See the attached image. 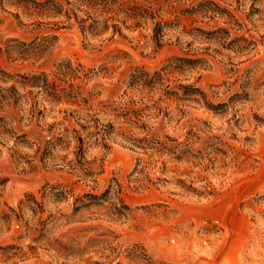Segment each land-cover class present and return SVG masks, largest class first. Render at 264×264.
Instances as JSON below:
<instances>
[{
	"label": "rangeland",
	"instance_id": "obj_1",
	"mask_svg": "<svg viewBox=\"0 0 264 264\" xmlns=\"http://www.w3.org/2000/svg\"><path fill=\"white\" fill-rule=\"evenodd\" d=\"M154 1L164 21L158 43L150 20L84 35L72 17L0 0V264H264V0H213L232 16L211 18L183 12L197 0ZM35 43L42 46L33 54ZM177 55L198 60L172 69L166 82L193 83L212 103L225 102L160 101L148 131L186 137L181 158L149 156L111 136L108 147L86 145L98 167L83 179L63 164L72 139L66 148L45 145L62 109L135 97L130 72ZM40 72L72 83L78 98L51 103L17 80ZM84 192L99 196L79 205L74 197Z\"/></svg>",
	"mask_w": 264,
	"mask_h": 264
},
{
	"label": "trees",
	"instance_id": "obj_2",
	"mask_svg": "<svg viewBox=\"0 0 264 264\" xmlns=\"http://www.w3.org/2000/svg\"><path fill=\"white\" fill-rule=\"evenodd\" d=\"M28 7L44 15H60L67 20L72 17L82 34L99 35L108 31L111 35L121 33V27L135 28L146 25L147 21L152 22L151 35L158 43L160 34L161 19L155 18L152 9L154 0H24ZM183 12L187 14H198L211 18L214 15L229 13L228 9L219 5L213 0H197L188 7H184ZM199 33L213 34L217 32L228 33V29L222 26H215L205 29L201 26H193ZM42 43H35L32 52L36 54L40 50ZM198 60L181 55L173 56L165 64L157 69L148 70L142 66L135 67L129 74L127 85L130 89L137 91L135 97L126 95L124 99L102 103L99 107L81 109L76 105L75 109H62L64 113L57 121L50 123L56 127L54 134L49 133L45 139V145L53 148L56 145H63L66 148L68 141H74L70 150L71 157L64 159L63 164L74 169L77 175L83 179H93V173L98 167L95 160L85 158V147L88 144H96L101 147H108L106 139L111 136H120L133 146L141 149L142 152L150 154L164 153L174 159H179L187 150V138L177 139L163 134L162 138L157 134L149 133V125L146 119L155 117L158 114L160 101L163 98H172L180 102L200 101L204 106L213 108L215 105H225V102L212 103L205 97L201 88L193 83H182L178 81L166 82L167 75L172 69L180 68L184 63ZM61 67V66H60ZM69 68V65H66ZM74 67V70H77ZM24 80L18 82L23 85L36 86L43 91L49 102H61L62 99L78 98V91L73 88L72 83L66 86L58 85L54 80H48L44 72L39 74L22 75ZM15 80V79H14ZM15 80V81H17ZM2 89H14L13 84H9ZM157 91V96L152 97ZM82 100H84L81 97ZM141 104V105H140ZM155 110V112H153ZM179 110H181L179 108ZM108 115L109 118L103 120L99 114ZM69 119L74 120V125L69 126ZM115 123L117 125H115ZM134 130L142 132V135H135ZM188 134V131L187 133ZM149 155V156H150ZM141 160L137 157V161ZM138 162H136L137 165ZM142 168V167H141ZM181 180V179H179ZM109 190L107 186L99 195ZM99 195L91 192H84L81 196L74 197V201L79 205L93 202L91 198ZM120 205L128 208V205L119 199Z\"/></svg>",
	"mask_w": 264,
	"mask_h": 264
}]
</instances>
